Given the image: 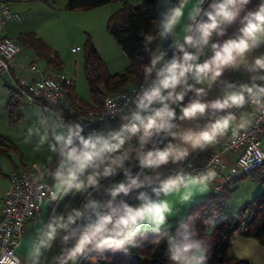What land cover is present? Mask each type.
Segmentation results:
<instances>
[{"label": "clouds", "instance_id": "1", "mask_svg": "<svg viewBox=\"0 0 264 264\" xmlns=\"http://www.w3.org/2000/svg\"><path fill=\"white\" fill-rule=\"evenodd\" d=\"M151 12L137 79L102 110L71 111L62 75L29 89L25 139L42 155L0 193V264H85L146 244L157 264H217L224 216L192 208L264 165V0H153Z\"/></svg>", "mask_w": 264, "mask_h": 264}, {"label": "trees", "instance_id": "2", "mask_svg": "<svg viewBox=\"0 0 264 264\" xmlns=\"http://www.w3.org/2000/svg\"><path fill=\"white\" fill-rule=\"evenodd\" d=\"M112 1L114 0H68L65 8L76 11L90 10ZM139 1V5L124 1L121 8L109 16L107 22L109 33L129 58L128 65L122 71L112 72L108 68L106 61L91 37L87 35L83 46V53L84 71L90 91V98L87 100L81 97H74V81L68 91L72 103L78 109L102 108V101L108 92L123 89L126 84L137 79V73L142 67L138 63V61L142 60V57L139 55L140 43L138 34L141 30H146L150 27V17L153 14L151 12L153 0ZM37 38L41 45L35 44V48L32 46L34 43H29V33H26V37L24 38V43L35 49L33 50L36 53V57H38L37 61L51 69L63 70V61L59 52L49 47L50 45H46L41 37ZM10 84L11 86H6L10 90V98L7 103L9 117L11 122H19L24 117L23 109L26 100L24 94L19 89H14L11 82ZM13 153H18L20 160H23V154L16 143L0 134V156L6 155L11 157ZM260 170L264 174V169ZM1 176H4V173L0 166ZM260 181L263 189L252 201L240 207L235 215L233 211L224 214L225 201L231 193L227 190V186L218 195L198 200L193 205L192 211L210 206L218 207L224 216V221L220 225L219 232L222 242L217 245L215 250L216 255L213 257L217 261V264H252L245 259L237 257L232 251V247H229V244H233V238L236 234L253 236L264 242V175H261ZM159 253L160 249L158 246L151 247L146 244L144 247L134 250L130 255H108L107 259L104 260L94 259V253H90L85 258V264H157V261L161 259Z\"/></svg>", "mask_w": 264, "mask_h": 264}, {"label": "rangeland", "instance_id": "3", "mask_svg": "<svg viewBox=\"0 0 264 264\" xmlns=\"http://www.w3.org/2000/svg\"><path fill=\"white\" fill-rule=\"evenodd\" d=\"M9 1L12 4L13 10L21 14L19 19L11 20L7 24L9 34L14 36L18 42L25 44L24 38L26 37V33H29V43H34L32 44L34 48L35 44L41 45L39 39L37 38L41 37L46 45H50L49 47L53 49H58L60 53L63 52L64 56L68 60V63L71 65L75 63V59L81 60L83 64L81 63L78 66L77 87L79 88L80 93L84 96L89 94L90 91L84 71V53L83 50L79 51L76 49L77 45H80L83 49L86 37L89 35L95 45L96 40V42L98 41L100 47L107 52V50H112V44L110 45L105 41V35L112 39L117 49H119L122 53H125L107 29L108 15L106 16L102 14V12H98L99 10H96V8L81 11L67 10L62 8L63 0ZM123 1L124 0H115L114 3H119L120 7L122 6L121 4H123ZM128 1L131 3L133 2V4L135 3L134 5L140 4L138 3L139 0ZM52 43H57L60 49L56 47L54 48ZM34 48L32 47V49ZM26 49H28V47H25L24 45L23 52H28ZM104 60L106 61L105 58ZM106 64L109 68L107 61ZM10 82L11 80L9 74H0V100L3 98L4 91L6 92L5 89L9 90L6 86H11ZM26 105H28V101H26ZM2 117L3 119L0 121V130H2V132H10L13 136H15L17 141L26 140L25 124H18L21 121L11 122L10 117H7V114H1V118ZM23 147L26 148V144H24ZM12 155L16 159V154L13 153ZM0 159H2L1 168L4 173V176H1L0 179H4L7 177V168L9 167L11 161L10 158L5 155L0 156ZM260 169H264V165L257 170H254L252 174L249 173L243 177L239 176L232 180L227 185V190L231 193L225 201V204L227 203V205L233 206L235 201H237L236 197L241 198L242 195H245V193H249L251 188L259 187V190L261 191L263 186L261 184L260 177L264 174ZM228 212L227 210L226 212L224 210V214ZM93 258L104 260L107 259V256L99 257L94 253Z\"/></svg>", "mask_w": 264, "mask_h": 264}, {"label": "crops", "instance_id": "4", "mask_svg": "<svg viewBox=\"0 0 264 264\" xmlns=\"http://www.w3.org/2000/svg\"><path fill=\"white\" fill-rule=\"evenodd\" d=\"M67 1L68 0H63L62 8H65ZM124 1H128V0H124ZM114 2H115V0L110 2V3L104 4L102 6L96 7V10H99L98 12H102V14H104L106 16L108 15V17H109L113 12H115L116 10L121 8V6L119 7V3H114ZM138 3H140V1ZM132 4H133V2H132ZM16 19L17 18H13V19L8 20L7 24L9 23V21L16 20ZM7 24H6V33L9 34V31L7 29ZM104 37H105V41L108 44H110V45L112 44V50H107V52H106L105 50H103L100 47V45L98 44V41L96 42V40L94 38L98 50H100L101 54L106 59L108 65H109V68L112 72L122 71L129 63L128 56L125 53H122L119 49H117V47H115V43H113L112 39H110L109 37H107L105 35H104ZM20 44L22 46V50L20 51V54H19L21 59L29 60V58L26 56L27 54L32 56V58H31L32 60L38 59V57H36V53L32 49V47H30L28 45L26 46V44H24L25 47H28V49H26V50H28V52H23L25 50V49L23 50L24 45L22 43H20ZM52 45L54 46V48L55 47L59 48L57 43H54V44L52 43ZM77 46H80V45H77ZM73 47H75V46H73ZM56 50L59 52L58 49H56ZM80 50H83V49H80ZM59 54H60L61 59L63 61L62 69L65 70L68 74H70L74 79V86H73L74 97L75 98L81 97V98L89 100L90 92H89V94L84 96L80 93V90L77 87V77H78L77 72H78V66L82 63L81 60L75 59V63L73 65H71L68 63V60L64 56L63 52L62 53L59 52ZM24 75H27V73L25 72ZM11 83H12V81H11ZM5 90H6V92L4 91L3 98L0 100V121H1V119H3V117L1 118V114H7V117L9 116L7 103H8V100L10 98V91L8 89H5ZM79 104H80V102H79ZM23 111H24V117L21 120V122H19L18 124H25L24 126H25V133H26V130L29 126L27 118H26L27 117V111H28V105H26V104L24 105ZM0 134L6 136L10 140H12L14 143H16V145L19 147L21 153L23 154V160H20V156L18 153H14V154H16V159L13 155L11 157L7 156L10 158L11 163H10L9 167L7 168V173H6L7 177L4 179H0V193H2L3 191H5L10 186V175H11L13 170L27 168L28 165L35 162V160L39 159L42 154L34 153L32 146L29 143H27L26 140H23V141L18 140L17 141L15 139V136H13L10 132H2V130H0ZM24 144H26V148L23 147ZM1 156H3V155H1ZM230 158H231V156H230ZM1 160L2 159H0V166H1ZM259 189H260L259 187L251 188L249 190V193H245V195H242L241 198L236 197L237 201H235L233 206H227V207L225 206V212H226V210H227V212H228V210H229V212L233 211V209L238 210L240 207H242L246 203L252 201L255 198V196L259 193V191H260ZM2 198L3 197L0 196V199H2ZM239 236H240V234H236L234 236L233 244H232L233 246L236 245V243H237L236 238ZM245 239L252 241L253 244H255V245H258V247H259L258 255L253 256V257H248V256H243L242 253H234V254L239 258H242V256H243L242 259H245V260L251 262L252 264H264V242H262L260 239L253 237V236H245ZM232 251H233V248H232Z\"/></svg>", "mask_w": 264, "mask_h": 264}, {"label": "built area", "instance_id": "5", "mask_svg": "<svg viewBox=\"0 0 264 264\" xmlns=\"http://www.w3.org/2000/svg\"><path fill=\"white\" fill-rule=\"evenodd\" d=\"M20 17L21 14L13 10V7L9 0H0V62H2L3 65L7 66V70H5L3 66H0V74L3 75L4 73H7L10 75L12 81V87L15 89H19L24 94L26 101H28V97L32 95L29 89L33 86V84L37 80L40 79L41 73L48 76H57V77L62 75L66 79L58 80L57 82L61 86V91L64 94V98L66 100L69 109L74 112L79 111L83 115L89 109L86 110L78 109L76 105L72 103L68 93L69 87L73 84L74 81L73 77L70 74H68L65 70H54L39 63L37 60H32L31 59L32 56L28 54L26 56L29 58V60L20 58L19 54L20 51L22 50L20 42H18L16 38L6 33L7 21L13 18L19 19ZM76 49L80 50L82 48L80 46H77ZM33 68H36L38 71L33 72ZM25 72L27 73V75H24ZM120 90L110 91L105 96L110 95L113 92H119ZM90 109H96L97 111L102 110V108H90ZM231 158L234 159V157ZM261 166L262 165L258 166L256 169H258ZM26 169L27 168L15 169L12 171L10 175V186L14 182H18L19 175L24 171H26ZM249 173H243L241 175L235 176L232 180H234L239 176ZM229 183L225 184L223 186V189ZM11 198L12 197H8V199ZM18 207L22 209L24 207L23 203H20Z\"/></svg>", "mask_w": 264, "mask_h": 264}]
</instances>
